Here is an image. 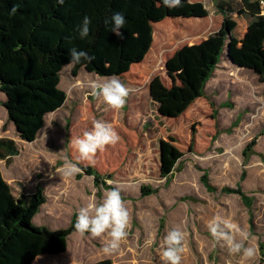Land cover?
<instances>
[{"label": "rangeland", "instance_id": "obj_1", "mask_svg": "<svg viewBox=\"0 0 264 264\" xmlns=\"http://www.w3.org/2000/svg\"><path fill=\"white\" fill-rule=\"evenodd\" d=\"M217 1L183 0L182 7L169 9L159 23L123 31L124 39L106 36L99 55L108 72L82 68L74 74L73 65H65L59 87L66 101L46 116L32 143L19 136L0 92V137L14 139L19 148L11 164L0 159V170L17 197L42 188L47 202L34 218L36 225L67 227L79 208L102 202L112 187L109 180L118 182L130 213L129 234L118 251L103 252L107 234L93 238L75 231L65 252L39 256L35 264H162L161 243L173 228L184 233L181 264H264V20L244 9L225 16ZM223 25L229 31L227 44L205 96L175 116L163 114L153 84L166 89L181 84L169 73L167 62L182 47L200 44ZM111 76L130 90L119 110L91 95L93 81ZM94 120L110 124L119 142L98 151L94 165L79 163L80 173L64 176L58 170L65 159L77 162L71 139L90 130ZM162 140L182 154L168 176L161 172ZM205 174L216 189H208ZM223 187H241L251 205ZM217 214L249 234L245 246L256 250L254 258L229 254L212 239L207 222ZM149 240L155 242L149 245Z\"/></svg>", "mask_w": 264, "mask_h": 264}, {"label": "trees", "instance_id": "obj_2", "mask_svg": "<svg viewBox=\"0 0 264 264\" xmlns=\"http://www.w3.org/2000/svg\"><path fill=\"white\" fill-rule=\"evenodd\" d=\"M260 1L218 0L216 5L225 16L244 9L264 20ZM116 12L126 18L122 31L131 33L140 24L163 21L169 9L162 0H65L63 5L58 0H0V92L6 96L1 102L22 139L35 141L46 116L64 105L67 94L59 87L60 74L65 65L72 64L71 48L95 57L91 62L72 64L74 74L82 68L98 74L110 71L99 51L105 48L106 36L116 37L110 31L111 25H105V20ZM84 16L91 18L90 33L81 39L76 26ZM228 33L223 25L200 44L182 47L167 62L169 73L181 84L171 89L158 82L153 84L152 94L163 114L175 116L192 100L205 96L207 84L222 60ZM159 148L161 172L168 176L182 154L164 140ZM18 154L14 139L0 137V159L11 164ZM202 180L209 190H214L206 174ZM222 191L238 193L251 205V198L241 187H223ZM46 201L40 186L32 194L15 196L0 170V264H34L40 255L67 250L77 213L62 229L36 225L34 218ZM110 263L103 260L95 264Z\"/></svg>", "mask_w": 264, "mask_h": 264}, {"label": "clouds", "instance_id": "obj_3", "mask_svg": "<svg viewBox=\"0 0 264 264\" xmlns=\"http://www.w3.org/2000/svg\"><path fill=\"white\" fill-rule=\"evenodd\" d=\"M64 2L65 0H58L60 5ZM162 4L171 10L182 7L183 0H162ZM109 24L110 31L118 38L124 39V33L121 30L126 24L125 16L116 12L110 19L105 20V25ZM90 25L91 18L84 16L82 22L76 26L79 38L84 39L89 36ZM69 56L72 64H78L81 61L91 62L95 59L86 51L75 47L70 49ZM90 87L91 95L98 99L102 98L104 103L113 110L123 108L130 94L129 88L116 76L108 77L103 82L93 81ZM119 139V134L110 124L94 120L90 130L84 131L82 136L74 137L70 141L71 146L78 153L77 162L74 163L66 158L58 171L66 177L75 176L82 171L78 166L79 163H84L85 166L94 165L97 152L103 151L106 146L117 144ZM107 183L112 187L105 191L101 203H89L79 208L74 229L81 236L89 233L93 238H101L107 234L108 239L104 241L102 250L105 254H111L118 251L121 243L128 237L130 213L122 198L118 182L109 180ZM207 228L212 239L226 247L229 254H242L244 259H251L256 255L253 247L245 246V242L249 240V234L232 220L217 214L207 222ZM154 242L149 240L146 243L151 245ZM184 251V233L179 228L169 230L161 243L162 264H181Z\"/></svg>", "mask_w": 264, "mask_h": 264}, {"label": "crops", "instance_id": "obj_4", "mask_svg": "<svg viewBox=\"0 0 264 264\" xmlns=\"http://www.w3.org/2000/svg\"><path fill=\"white\" fill-rule=\"evenodd\" d=\"M3 100H4V99H1V101H3ZM53 113H54V112H53ZM32 142H33V141H32ZM32 142H31V143H32ZM3 176H4V175H3ZM4 178H5V177H4ZM11 187H12V186H11ZM46 202H47V201H46ZM43 205H44V204H43ZM43 205L41 206V209H42ZM44 255H46V254H44ZM49 255H51V254H49ZM40 256H42V255H40ZM38 258H39V257H37V259H38ZM37 259H36V260H37ZM36 260H35V262H36ZM35 262H34V264H35Z\"/></svg>", "mask_w": 264, "mask_h": 264}, {"label": "built area", "instance_id": "obj_5", "mask_svg": "<svg viewBox=\"0 0 264 264\" xmlns=\"http://www.w3.org/2000/svg\"><path fill=\"white\" fill-rule=\"evenodd\" d=\"M260 3H261L262 9H263V14H264V0H261Z\"/></svg>", "mask_w": 264, "mask_h": 264}, {"label": "water", "instance_id": "obj_6", "mask_svg": "<svg viewBox=\"0 0 264 264\" xmlns=\"http://www.w3.org/2000/svg\"><path fill=\"white\" fill-rule=\"evenodd\" d=\"M28 142H30V141H28Z\"/></svg>", "mask_w": 264, "mask_h": 264}]
</instances>
